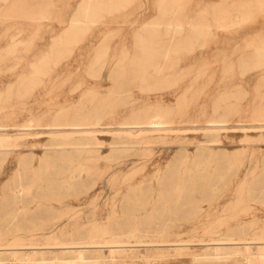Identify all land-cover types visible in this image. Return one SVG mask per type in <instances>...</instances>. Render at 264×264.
<instances>
[{
  "label": "rangeland",
  "instance_id": "374dc122",
  "mask_svg": "<svg viewBox=\"0 0 264 264\" xmlns=\"http://www.w3.org/2000/svg\"><path fill=\"white\" fill-rule=\"evenodd\" d=\"M83 1L0 0V264H264V0ZM167 21V74L113 77ZM143 102L171 128L114 124Z\"/></svg>",
  "mask_w": 264,
  "mask_h": 264
},
{
  "label": "bare ground",
  "instance_id": "6f19581e",
  "mask_svg": "<svg viewBox=\"0 0 264 264\" xmlns=\"http://www.w3.org/2000/svg\"><path fill=\"white\" fill-rule=\"evenodd\" d=\"M101 8H102V2L100 0H95L92 3L91 9L93 11H100ZM79 11L83 13L84 16L81 18L77 16L76 17L72 16L70 18L69 27L72 28V26L75 25L74 27L79 29V28H82L83 25L87 23V19L85 17L87 16V13L89 11L88 0H84L83 2H81L77 13H79ZM155 24L156 23H154L153 26H149L143 29V32L139 36L136 37L135 46L137 49H140V50L135 52V57H132V59L123 60L121 61L120 64L117 62L115 64V71H112V74H111L113 77H115L118 80H123L124 78H127V77L129 78L132 76V77H139L140 81H143L144 79H148V78L155 79V78H160L162 76H165L167 74L166 72L168 70L167 68H169V65H168L169 60H171V56L170 54H168L169 50L167 46L169 47L173 45L175 47L176 46L179 47V46L184 45L186 39L190 38L196 31L192 24L185 25L180 22L176 23L173 21H167L165 22L166 25L163 28H160L159 26ZM164 48L166 49L163 50ZM170 50H173V49H170ZM143 61H145V64L147 62V64L152 66L153 68L149 71H146L145 69L146 66L142 63ZM95 98H96V102L94 101ZM95 98H92L95 104H98L105 100V96L103 95H99L98 97H95ZM80 109H81L80 106L75 107V111L72 115V120H69V117H68L69 115L67 114H54L52 122L40 123L39 122L40 119L38 118L34 119L31 117L29 119H26L25 122L21 124H17V125L22 127L20 129H28V130H36L37 127L46 125V126L57 129L53 131H58L59 130L58 127L60 126H66V125L80 126L83 124H89L90 126H83L84 130H88V131L100 130L98 127L103 124L102 122H99V120L88 122V123L81 122L82 120H85V118H87L86 116L87 113L82 112ZM170 113H171L170 108L165 106L163 102L161 104L154 103L151 106H149L146 102H143V103H140L139 105L133 106L130 109L129 114L126 117L122 118L119 121H116L114 124H118L119 125L118 127L121 130H129L130 128H133V126L137 127V130L170 129L171 121L167 119L170 116ZM222 120L223 119H220V118L218 119V118L210 117L208 118L207 121L209 122L208 125H211L214 127L215 126L214 123L220 122ZM130 124L132 126H129ZM86 231H88L87 236L93 237L101 231V228L98 225L94 229L92 225H89ZM217 244L219 243L217 242Z\"/></svg>",
  "mask_w": 264,
  "mask_h": 264
}]
</instances>
